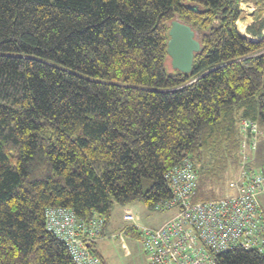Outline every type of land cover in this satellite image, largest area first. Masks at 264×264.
Masks as SVG:
<instances>
[{
	"label": "trees",
	"instance_id": "16d2710c",
	"mask_svg": "<svg viewBox=\"0 0 264 264\" xmlns=\"http://www.w3.org/2000/svg\"><path fill=\"white\" fill-rule=\"evenodd\" d=\"M240 1L0 0V264H74L46 209L104 217L103 235L114 204L168 199L164 176L186 158L190 202L223 197L240 120L264 128V21L241 36ZM172 21L200 46L186 74L166 66Z\"/></svg>",
	"mask_w": 264,
	"mask_h": 264
},
{
	"label": "built area",
	"instance_id": "2783aa9c",
	"mask_svg": "<svg viewBox=\"0 0 264 264\" xmlns=\"http://www.w3.org/2000/svg\"><path fill=\"white\" fill-rule=\"evenodd\" d=\"M238 22L239 34L240 26L244 34L243 28L252 23L249 19L244 24ZM238 128L237 175L227 182L223 197L190 202L197 182L190 159L165 174L170 197L159 201L155 209L176 208L177 212L160 227L139 231L138 241L150 264H215V255L234 248L264 252V210L257 199L264 192V169L252 168L250 156L257 147L258 126L255 121L242 119ZM105 221L96 214L81 221L70 209L45 210L46 230L64 243L74 264H102L87 244L102 236Z\"/></svg>",
	"mask_w": 264,
	"mask_h": 264
},
{
	"label": "rangeland",
	"instance_id": "374dc122",
	"mask_svg": "<svg viewBox=\"0 0 264 264\" xmlns=\"http://www.w3.org/2000/svg\"><path fill=\"white\" fill-rule=\"evenodd\" d=\"M263 2V0H241L239 3V10L241 13L237 22L239 21L238 23L244 24V22L249 19L252 25L257 21H264ZM249 10L251 12H249ZM246 28L244 27L243 31L245 36H248ZM239 30H241V26ZM166 66L170 71L172 68L170 58L167 59ZM256 123L258 126L257 147L255 151L250 153V156L251 167L259 170L264 169V128L259 122L256 121ZM226 166L228 173L230 172L229 176L227 175L226 177L228 182L235 178L237 171L230 160L227 162ZM151 184V180L142 179L143 190L149 189ZM218 192L220 193L222 190H218ZM226 193L227 189L225 188V194ZM257 199L260 207L264 210V193L262 195L260 194ZM176 212V208L158 211L155 207H148L140 202H133L126 205L114 204L110 211L104 234L95 241V249L100 253L102 263L150 264L138 239L126 236L124 230L127 227H135L138 231L143 228L156 229L171 219Z\"/></svg>",
	"mask_w": 264,
	"mask_h": 264
},
{
	"label": "water",
	"instance_id": "95a60500",
	"mask_svg": "<svg viewBox=\"0 0 264 264\" xmlns=\"http://www.w3.org/2000/svg\"><path fill=\"white\" fill-rule=\"evenodd\" d=\"M190 9H196L189 6ZM239 33V32H238ZM167 55L171 60V67L182 73H189L192 66L193 54L199 51V43L194 39L191 29L177 21L170 23L168 30ZM90 247V244H87Z\"/></svg>",
	"mask_w": 264,
	"mask_h": 264
},
{
	"label": "crops",
	"instance_id": "0c3cea01",
	"mask_svg": "<svg viewBox=\"0 0 264 264\" xmlns=\"http://www.w3.org/2000/svg\"><path fill=\"white\" fill-rule=\"evenodd\" d=\"M240 32L243 33V32H242V28H241ZM263 193H264V192H263ZM263 193H261V195H262Z\"/></svg>",
	"mask_w": 264,
	"mask_h": 264
}]
</instances>
